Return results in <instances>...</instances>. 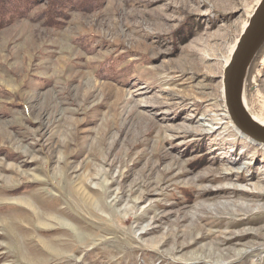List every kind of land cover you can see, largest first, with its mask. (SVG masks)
Wrapping results in <instances>:
<instances>
[{"label": "rangeland", "instance_id": "obj_1", "mask_svg": "<svg viewBox=\"0 0 264 264\" xmlns=\"http://www.w3.org/2000/svg\"><path fill=\"white\" fill-rule=\"evenodd\" d=\"M253 1L37 0L0 27V264H264V149L220 97Z\"/></svg>", "mask_w": 264, "mask_h": 264}, {"label": "water", "instance_id": "obj_2", "mask_svg": "<svg viewBox=\"0 0 264 264\" xmlns=\"http://www.w3.org/2000/svg\"><path fill=\"white\" fill-rule=\"evenodd\" d=\"M244 10L239 35L222 65L220 97L233 130L264 149V95L258 90L264 65V0H254Z\"/></svg>", "mask_w": 264, "mask_h": 264}, {"label": "trees", "instance_id": "obj_3", "mask_svg": "<svg viewBox=\"0 0 264 264\" xmlns=\"http://www.w3.org/2000/svg\"><path fill=\"white\" fill-rule=\"evenodd\" d=\"M37 0H0V27L11 22L13 19L20 17L26 13L28 7ZM65 0H54L55 4L62 6ZM79 4L88 2V0H80ZM73 3V0H70ZM59 8V7H58Z\"/></svg>", "mask_w": 264, "mask_h": 264}, {"label": "bare ground", "instance_id": "obj_4", "mask_svg": "<svg viewBox=\"0 0 264 264\" xmlns=\"http://www.w3.org/2000/svg\"><path fill=\"white\" fill-rule=\"evenodd\" d=\"M224 110V109H223Z\"/></svg>", "mask_w": 264, "mask_h": 264}]
</instances>
